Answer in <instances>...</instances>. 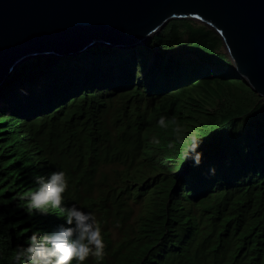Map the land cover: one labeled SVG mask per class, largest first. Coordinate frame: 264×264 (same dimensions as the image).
Here are the masks:
<instances>
[{"label":"trees","instance_id":"1","mask_svg":"<svg viewBox=\"0 0 264 264\" xmlns=\"http://www.w3.org/2000/svg\"><path fill=\"white\" fill-rule=\"evenodd\" d=\"M221 45L174 19L123 56L94 47L16 67L0 87V264L64 223L21 199L54 171L69 181L62 206L102 228L105 255L85 264H264V99ZM193 136L199 166L185 158Z\"/></svg>","mask_w":264,"mask_h":264},{"label":"water","instance_id":"2","mask_svg":"<svg viewBox=\"0 0 264 264\" xmlns=\"http://www.w3.org/2000/svg\"><path fill=\"white\" fill-rule=\"evenodd\" d=\"M174 19L209 26L264 99V0H0V87L27 60L136 49Z\"/></svg>","mask_w":264,"mask_h":264},{"label":"clouds","instance_id":"3","mask_svg":"<svg viewBox=\"0 0 264 264\" xmlns=\"http://www.w3.org/2000/svg\"><path fill=\"white\" fill-rule=\"evenodd\" d=\"M166 120L167 117L161 116L158 124L164 126ZM153 142L159 143L155 139ZM199 145L200 141L193 136L185 151V158L193 160L197 166L202 160ZM210 172L215 174V169ZM35 183L38 187L21 197L27 202V211L46 216L50 210H59L64 216V223L51 233L33 232L27 246H18L16 249L14 264H85L90 257L102 259L106 244L96 217L75 205L67 208L62 206L69 187L66 173L54 171L46 177L37 176Z\"/></svg>","mask_w":264,"mask_h":264},{"label":"rangeland","instance_id":"4","mask_svg":"<svg viewBox=\"0 0 264 264\" xmlns=\"http://www.w3.org/2000/svg\"><path fill=\"white\" fill-rule=\"evenodd\" d=\"M188 20H191L194 24H196V25H198V26H204V27H206V28L212 30L209 26H207V25L201 23L200 21L193 20V19H188ZM163 28H164V27H163ZM163 28H161L158 32H160ZM212 31H213V30H212ZM158 32H157V33H158ZM155 34H156V33H155ZM215 34H216V33H215ZM216 35H217V34H216ZM217 36H218V35H217ZM149 41H150V40H149ZM142 45H146V43H145V44H142ZM183 48L188 49L189 52L191 51L190 48H189V45H184ZM110 50H113V49H110ZM119 50H120V54L123 56V55H125L128 51L135 50V49H119ZM219 51H220V53H223V54H225V55L227 56L223 44H222L221 47L219 48ZM173 54L176 55V54H179V52H178L177 50H174V51H173ZM110 56H111V55H110ZM187 56H188L189 58H193V55H191V54H187ZM36 59H38V58H36ZM152 59H153L152 56L149 57V58H147V63H145V67H147V65L149 66V64L152 63ZM227 59H228V57H227ZM183 61L186 62V60H183ZM229 64H230V63H229ZM230 66H231V65H230ZM199 68H200V67H198V69H197V68H195V69H196V70H199ZM126 71H127V70L122 71L123 74L126 73ZM145 72H146V71L140 72V77H143L144 74H145ZM146 82L149 83V82H150V78H147V79H146ZM1 102H2V100H1V98H0V103H1ZM19 104H21V103L18 102V98H17V99H16V98H13V101H12V105H13V107H17V108H18V107H20V106H17V105H19Z\"/></svg>","mask_w":264,"mask_h":264},{"label":"bare ground","instance_id":"5","mask_svg":"<svg viewBox=\"0 0 264 264\" xmlns=\"http://www.w3.org/2000/svg\"><path fill=\"white\" fill-rule=\"evenodd\" d=\"M125 70V69H124Z\"/></svg>","mask_w":264,"mask_h":264}]
</instances>
